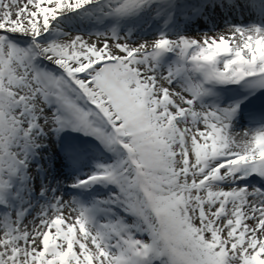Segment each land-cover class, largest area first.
<instances>
[{
	"label": "snow or ice",
	"instance_id": "snow-or-ice-1",
	"mask_svg": "<svg viewBox=\"0 0 264 264\" xmlns=\"http://www.w3.org/2000/svg\"><path fill=\"white\" fill-rule=\"evenodd\" d=\"M261 95L264 0H0V264H264Z\"/></svg>",
	"mask_w": 264,
	"mask_h": 264
},
{
	"label": "bare ground",
	"instance_id": "bare-ground-1",
	"mask_svg": "<svg viewBox=\"0 0 264 264\" xmlns=\"http://www.w3.org/2000/svg\"><path fill=\"white\" fill-rule=\"evenodd\" d=\"M242 18H244V22L247 20V14L245 16H240L239 14L236 15L237 22H242Z\"/></svg>",
	"mask_w": 264,
	"mask_h": 264
},
{
	"label": "rangeland",
	"instance_id": "rangeland-1",
	"mask_svg": "<svg viewBox=\"0 0 264 264\" xmlns=\"http://www.w3.org/2000/svg\"><path fill=\"white\" fill-rule=\"evenodd\" d=\"M202 31H203V30H202ZM202 31H201V32H202ZM86 38H87V37H86ZM196 38H199V36H196ZM92 39H95V37H93Z\"/></svg>",
	"mask_w": 264,
	"mask_h": 264
}]
</instances>
